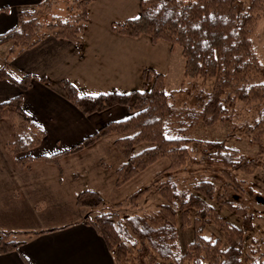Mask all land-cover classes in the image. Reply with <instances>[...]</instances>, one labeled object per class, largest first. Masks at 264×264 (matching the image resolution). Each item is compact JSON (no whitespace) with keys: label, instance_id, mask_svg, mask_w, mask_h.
Instances as JSON below:
<instances>
[{"label":"trees","instance_id":"trees-1","mask_svg":"<svg viewBox=\"0 0 264 264\" xmlns=\"http://www.w3.org/2000/svg\"><path fill=\"white\" fill-rule=\"evenodd\" d=\"M95 0H73L77 14L72 18L57 17L43 30L40 15L52 4L37 10L18 12V23L13 29L0 34V45L10 43L9 55L20 53L38 44L43 37L74 42L82 52V33L89 20V6ZM264 18V0H248L245 9L238 0H140V14L124 22H112L114 32L133 38L147 35L153 43L167 41L172 47L179 45L185 60V77H214V90L196 109H177L170 102L171 93L165 89V76L153 69L144 70V77L153 79L150 87L143 90L119 92L112 90L96 95H82L77 87L64 80L68 99L85 115L123 106L129 116L102 125L71 147L48 155H33L30 150L39 146L47 134L23 108V93L29 89L34 76L28 74L16 80L7 66L0 68V79L15 82L21 92L12 99L0 103V119L10 118L21 124L15 129L14 141L7 149L17 164L29 167L35 160L59 164L68 155L76 154L96 144L99 139L115 135L113 145L125 159L116 170L118 187L137 176L160 159L169 160V166L155 179L159 192L169 201L151 214L123 217L95 190L81 191L76 203L86 210L107 209L94 217L88 213L83 223L95 229L113 254L116 264L131 254L138 245L139 264H264V253L254 257L250 263L244 255V239L251 223L247 209L236 206L227 193L218 199L223 205L243 217V226L226 221L211 205L216 191L215 181L202 179L193 186L194 193L178 190L169 176L170 171L188 162L199 163L193 152L200 150L208 166H220L224 176L231 179V171L251 172L258 166L255 159L244 157L237 148L229 147L225 140H201L187 136L198 124L212 126L229 117L237 101L260 107L251 126L252 141L264 153V63L255 55L252 41L254 26ZM47 80V77H42ZM149 145L134 153L136 146ZM164 176L168 177L162 181ZM147 189H139L128 198L136 204ZM178 202L177 208L173 203ZM181 227L190 225L195 213L194 238L181 253L178 247V212ZM88 214V215H87ZM211 221L219 225L222 238L206 236L204 225ZM25 231L26 233H40ZM24 231L0 230V254L18 251L21 241L18 234ZM208 237V239H205Z\"/></svg>","mask_w":264,"mask_h":264},{"label":"rangeland","instance_id":"rangeland-1","mask_svg":"<svg viewBox=\"0 0 264 264\" xmlns=\"http://www.w3.org/2000/svg\"><path fill=\"white\" fill-rule=\"evenodd\" d=\"M183 1L191 3L195 0ZM238 1L241 9L247 7L248 0ZM43 2L44 4L42 6L48 4L53 5L51 10H45L40 15L43 30H46L47 25L53 22L58 16L70 19L77 14L73 0H43ZM42 6L39 8H42ZM139 14L140 0H95L92 3L91 20L85 25L84 32L82 33L83 49L88 46L86 49V56L89 58L86 64L88 76L92 77L97 85L102 83V81H96L100 79L96 73L102 69L98 65L101 58H94L96 54L100 53L99 51L103 49H111L112 51L128 49V51L140 54V56L135 57V62L139 63L141 60L144 63V68L139 71V65L137 64L132 71L135 89L120 87L116 91L122 90L121 92H130L131 90H143L145 87H150L153 79L148 80V78H145L144 84H142V77L138 75L137 71L144 74L145 69L149 70L153 68L156 72L164 74L165 89L167 93H171L170 102L177 109L190 110L199 108L206 96L214 90L215 78L211 76L185 77V60L179 45L170 49L171 44L166 41L162 42L166 44L154 46L155 44L147 35H142L140 40L136 41L125 40L126 38H122L124 36L112 30V22H124L129 18L139 16ZM252 41L255 55L261 63H264V18L259 19L255 24ZM129 59L132 58L129 57ZM82 64H80L81 69H83ZM31 72L37 74L33 69ZM74 75L73 72V77ZM74 78L80 92H100L96 91L98 89L90 87L91 80L87 82L82 81L78 77ZM108 91L107 89L105 90V92ZM259 109L260 107L255 104L248 105L244 102L237 101L234 108L229 110L227 120L212 126H206L200 123L187 133V136L201 140H225L227 146L237 148L244 157L257 160L258 166L253 171H231L232 178L228 179L224 176L220 166H208L202 158V153L198 150L196 153L193 152V156L196 155L200 158L199 163L188 162L178 169L171 170L169 174L177 184L178 190L187 192L188 194L195 192L193 186L196 182L202 179L214 180L216 184L215 195L213 199H208L207 203L215 208L226 221L236 226H243V217L230 210L226 205H223L218 198L224 195V193H227L236 206L247 209V215L252 216L251 223H248L249 226H247L248 231L245 234L243 250L245 257L248 259V263L254 257H258L261 253H264V153H260L258 145L253 143V132L251 130V126L254 124ZM11 122L15 137V129L20 131L21 124L19 125V122L13 120ZM115 137V135L103 137L104 140L97 149L91 150L88 152L89 154L87 153L82 156L85 162L81 163L78 160L80 158H77L73 160L71 167H69L70 160H68L69 163L64 160L65 162L63 164L67 163L65 164V168L67 175L66 183L68 182V184H65L64 189L66 190L70 187L69 190L73 188L79 192L84 190L98 191L107 203H110V209L117 210L123 217L134 214L146 215L154 213L161 205L169 202L159 192L155 184L156 176L169 166V160L166 158L160 159L124 185L118 187L116 185L117 174L115 167L119 166L120 160L125 162V159L121 157L122 155L119 154L113 145ZM82 138L80 137L79 140ZM148 145V143H144L136 146L134 153L139 152ZM41 147L46 148V152H51L52 150L50 143L47 141ZM38 151V148H33L29 152L30 154H38ZM76 173L79 175L78 181L73 180ZM67 177H69L70 182ZM167 178L164 176L162 181L165 182ZM42 184L47 188L51 185L47 181L45 182V180ZM139 189H147V191L136 204L128 203L129 196ZM70 200L72 201L73 199L53 198L36 204L31 201L24 202L19 204V209L16 208L15 204L10 203L8 207L11 210L5 216L0 215V230L24 231V233L18 234V239L23 241L25 240V231H28V229L24 228L26 226L37 227L43 224L49 225L73 219L76 216L77 207ZM173 204L177 208L179 207L178 202ZM79 208L82 209L84 216L88 213L93 217L107 210L102 207L92 210ZM10 215L13 217L10 218ZM180 215L181 213L179 211L177 216V243L179 251L184 253L187 244L194 238L195 213L191 214L190 225L185 228L181 227L182 218ZM31 231L39 230L33 229ZM203 233L206 236L223 239V233L219 225L214 221L204 225ZM138 248H140V245L134 248L133 252L126 258L122 259L120 264H139L137 260Z\"/></svg>","mask_w":264,"mask_h":264},{"label":"crops","instance_id":"crops-1","mask_svg":"<svg viewBox=\"0 0 264 264\" xmlns=\"http://www.w3.org/2000/svg\"><path fill=\"white\" fill-rule=\"evenodd\" d=\"M92 3L89 6L88 22L92 16ZM43 4V0H0V34L17 26L19 11L37 10ZM52 8L53 5L48 11ZM122 38L136 41L140 40L141 37L124 36ZM162 42L166 41L160 40L154 43V46L166 44ZM10 47V43L0 45V68L6 64L8 72L16 80H21L28 74L34 76L32 86L23 93V108L37 124L47 131L41 144L35 147L39 150L38 154L33 155H48L65 150L79 142L80 137H86L102 125L129 116L128 110L123 106H115L91 115L83 114L68 99L63 81H70L79 91L74 77L87 82L91 80L90 87L100 91L97 93L79 91L82 95H96L105 93L106 89L112 91V89L116 90L120 87L135 89L132 71L137 64L139 71L144 68V63L141 60L139 63L135 62V57L140 56L139 53L128 51V49L123 51L103 49L99 51L100 53L96 54L94 58H101L98 65L102 69L96 73L97 77L100 78L96 81H102V83L97 85L95 80L88 76L86 67L89 61L86 56L88 46L80 52L74 42L46 35L38 44L20 53L9 55ZM170 49L173 47L171 46ZM81 63H83V69L80 68ZM14 64L15 66H13ZM12 66L13 69L11 70ZM32 69L37 74L31 72ZM139 71L137 73L142 77L141 82L144 84V74ZM42 77H47V80H42ZM20 92V87L15 82L0 79V103L12 99ZM14 139L11 119H0V215L5 216L11 210L8 207L10 203L15 204L16 208L19 209V204L24 202L31 201L36 204L53 198L73 199V202L71 200L70 202L74 203L77 209L73 219L37 227H24L28 231L55 229L40 233L25 232V240L21 241L19 250L0 254V264H116L115 258L103 238L97 234L94 228L82 222L83 211L76 203L80 192L73 188L69 190L70 187L64 189L65 184H68V182L66 183L65 168L67 163L63 164L64 160L68 163L70 160L69 167L77 158H80L78 160L81 163L85 162L82 156L97 149L104 138L81 152L63 157L59 164L35 160L29 167L25 168L17 164L7 149V143L14 141ZM43 141L50 143L51 152H46V148L41 147L44 144ZM123 163L124 161L120 160L119 166L115 167V172ZM78 177L79 175L76 173L73 180L78 181ZM67 179L70 182L69 177ZM44 180L51 184L48 188L43 186ZM12 217L10 215V218Z\"/></svg>","mask_w":264,"mask_h":264},{"label":"snow or ice","instance_id":"snow-or-ice-1","mask_svg":"<svg viewBox=\"0 0 264 264\" xmlns=\"http://www.w3.org/2000/svg\"><path fill=\"white\" fill-rule=\"evenodd\" d=\"M205 239H208V237H205Z\"/></svg>","mask_w":264,"mask_h":264}]
</instances>
